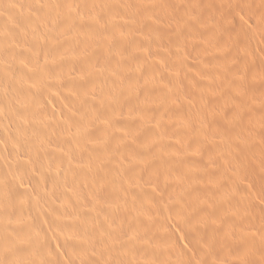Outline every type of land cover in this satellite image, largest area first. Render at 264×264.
<instances>
[{
  "label": "rangeland",
  "instance_id": "obj_1",
  "mask_svg": "<svg viewBox=\"0 0 264 264\" xmlns=\"http://www.w3.org/2000/svg\"><path fill=\"white\" fill-rule=\"evenodd\" d=\"M1 18L19 40L0 39V64L25 44L38 56L33 73L52 85L44 105L21 107L53 120L83 96L96 104L84 111L103 118L98 171L81 187L86 217H98L87 222L82 264H264V0H0ZM3 68L7 93L14 79ZM20 158L22 190L0 178V201L17 199L0 206V264H42V222L55 230L52 210L70 212L71 186L61 173L46 199L36 180L56 163ZM12 221L23 249L1 229Z\"/></svg>",
  "mask_w": 264,
  "mask_h": 264
},
{
  "label": "bare ground",
  "instance_id": "obj_2",
  "mask_svg": "<svg viewBox=\"0 0 264 264\" xmlns=\"http://www.w3.org/2000/svg\"><path fill=\"white\" fill-rule=\"evenodd\" d=\"M202 1H208V0H202ZM108 7L110 8V6ZM139 7L142 8V5L140 4L136 9H141ZM107 10L109 11V9ZM50 20L52 22L53 19H50ZM0 21H3L2 18L0 19ZM36 22H39V21L36 20ZM36 22L34 23V25L36 24ZM177 23H178V20L176 19L175 26H177ZM2 24L6 25V23H2ZM0 26L2 27V28L0 27V39L5 38L7 39V41H12V42L16 41L17 39L19 40V38L14 40L16 36L14 34L12 35L11 32H14V31H12L13 29L10 30L11 28L8 27L9 25L8 26L6 25L8 27L7 30L5 29L7 27H4L2 25ZM36 26L42 27L40 26V24L38 25L36 24ZM53 27H50L48 24H46V27L45 28L42 27V29H44V33H46L47 30L51 28V30H49L51 32H47V33L52 35V34H56L55 30H53ZM4 29L6 31L10 30V33L5 32ZM55 29L57 30V28ZM94 32H96L95 29L93 33ZM94 34L97 35L96 33ZM16 35H18V33H16ZM164 37H167V36H164ZM11 49H12V46L9 48V50ZM9 50L7 51L8 55L6 56L4 55L5 56L4 59H6V62L8 63L5 66L7 67V70L11 73L8 75H10L11 80L14 79V82L13 84L11 83V90L9 92L7 93H4V91L0 92V108L2 109V110L0 109L1 110L0 111V170L2 171V167L7 166V165H10L11 167L8 170L7 175H0V178L5 180L6 183L13 185V187H15L17 191L18 190L21 191L22 189H21L20 183L18 182L17 178L14 176V174L17 171L16 166L18 164V161H21V158H20L21 155L36 156L40 160H42L46 165H48L52 161L56 163V168L50 171H47L46 173L43 172L44 174H42L41 177H39V179L36 180L38 184V190L42 194L46 195V199L50 200V196H55L54 194L57 191V186L59 185V182L61 181V175L62 174H64L63 176L67 175L68 176L67 178L69 179L68 180L69 182H67V184L71 186V192L69 193V195H67V201H68L70 212H67V210H64L63 212H61L60 210H52L51 217L54 221L55 226L57 227L55 228V230L51 231L50 230L51 227L47 223L42 222L41 227H42V230L44 229L45 231L40 232V235L38 234L39 236L42 237V243H41L42 248H40L38 251H40L44 256V260L42 264H55V263L56 264H82L83 262L82 260L86 256L87 257L89 256L88 254L89 252L85 256V253L87 252L88 248L87 250L85 249L86 241L85 242L83 241L84 233H85V230L89 229V226L94 223L95 218L97 216L93 215V217H95L94 220L92 218L93 223L91 222V219L88 216L86 217V213L84 212L82 208L83 207L82 206L83 205L82 204L83 203L82 194L84 193H82L81 190L83 188L82 184H86L88 186V183L91 177L96 176L95 170L97 169L96 166L98 165L96 164L97 159L95 160V156L97 155L95 154L97 152L96 149L98 150V147L100 146L99 137L97 135L98 134L97 128H98V125L101 119L103 118H101L100 116L101 114L98 115L99 113L97 114V113L90 112L89 114H87L89 111L88 112H86V110L84 111L86 105H92V107H94L96 104L93 106V103H92L93 101L83 96L78 97L76 100H71V104H72V105L70 104L71 107L65 106L66 107L65 108L63 106V109L62 107L59 108L58 116L55 112H53L56 115L55 116L52 113L53 115L52 117L54 118L53 120H50L51 118L49 117L50 118L49 119L48 115L46 114H45L46 116H42L41 113H38L39 111L33 112V111L26 110L25 106L21 107L22 103H26L28 106L32 104H38L39 106L44 105L46 103V100L43 99L42 95L44 94L48 96L49 93L52 91V88H51L52 85H50L49 83L50 80L47 79L48 75L47 77L46 75L45 76L40 75V77H38L36 75L37 74L36 72H35L36 74L33 73V71L38 70L35 67L38 56L34 55L33 53L34 50L31 47H28L25 44H19V45L17 44L13 46V50H11L10 52ZM47 52L44 53L45 55H42V56L43 57L47 56L48 55ZM95 53L96 52H94V50L90 51L91 56L92 54H95ZM46 61L47 60H45V62ZM68 61L69 60H67V62ZM4 64H0L1 68L4 67L3 69L6 68L5 66H3ZM56 66L54 64V68H57ZM52 67L53 66H51L50 68L52 69ZM0 70L2 71V69ZM40 90L41 92L42 91L43 92L45 91V92L40 94L39 93ZM50 95L52 94L50 93ZM227 102H228L227 103L228 109L235 108L234 102L232 101L229 95L227 96ZM3 107L8 108V110H5V108ZM168 127L169 126H167L166 128ZM170 131H171V128H170ZM75 144H76V149H74ZM154 148L155 147H153V150ZM73 150H75V153L73 152ZM157 158H158V161H160L161 163H163L165 160V157H163L164 158L163 159L162 155H160L159 153H157ZM104 165H103V167H105L104 174H102V172L100 171L101 173H99V175L100 174L106 175V177L112 180L115 176L113 169H111L110 166L106 169L107 166H104ZM62 168L64 170H61ZM122 182L124 183V181ZM0 195H1V192H0ZM2 197L3 199L2 201H0V206L7 208L6 210L9 211L8 207L10 206L7 204L10 203L11 205L12 203L16 202L17 199L16 197H13V195L11 196L7 194H3ZM234 201L236 200L234 199L233 202ZM41 202L42 201H40V203ZM30 204L31 206H35V204L37 206L38 202L35 198H32L30 201ZM37 211L41 214L43 212V209L38 208ZM114 213H116V211ZM86 218H89V219L85 220ZM96 221H98V219ZM87 222L91 224L88 226ZM0 223H1V220H0ZM29 223H30L29 226H31L30 228L31 231L35 234V232H37L35 227L39 228V225L37 226L34 225V222H29ZM19 226L21 225L20 224L18 225L16 221L15 222L12 221V222L4 224L1 227V229L3 232L8 233L12 237H15V241L19 246L18 248L23 249V247L27 243L26 244L23 243L24 238L22 239L16 234L20 228ZM92 227H94V225ZM189 233L194 234L193 236L197 237L196 241L198 242H199L198 238L200 239V237L204 235L203 230L199 229L197 226H193L192 228H190ZM24 249H27V247H25ZM90 249H91V252H93L92 249L94 248H90ZM20 252L22 253L21 250ZM129 252L131 253V251Z\"/></svg>",
  "mask_w": 264,
  "mask_h": 264
}]
</instances>
